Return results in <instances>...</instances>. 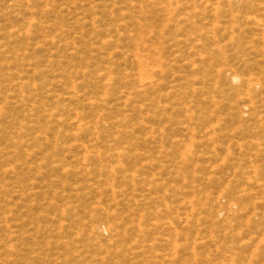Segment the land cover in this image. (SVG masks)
I'll use <instances>...</instances> for the list:
<instances>
[{
	"label": "rangeland",
	"instance_id": "obj_1",
	"mask_svg": "<svg viewBox=\"0 0 264 264\" xmlns=\"http://www.w3.org/2000/svg\"><path fill=\"white\" fill-rule=\"evenodd\" d=\"M205 1L0 0V264H264V0Z\"/></svg>",
	"mask_w": 264,
	"mask_h": 264
},
{
	"label": "bare ground",
	"instance_id": "obj_2",
	"mask_svg": "<svg viewBox=\"0 0 264 264\" xmlns=\"http://www.w3.org/2000/svg\"><path fill=\"white\" fill-rule=\"evenodd\" d=\"M140 1V0H139ZM143 1V0H142ZM155 1H157V5L156 4H153V5H155V6H159V7H161V9L165 12V14H167V16L169 17L170 15L171 16H174L176 13H179V11H180V9H179V7H175L176 9L175 10H173L174 8L172 7L173 5H176V6H179V4H180V2H182V0H155ZM184 1V0H183ZM190 1H193L192 3L193 4H196V0H190ZM207 1V0H206ZM206 1H205V3H206ZM217 1V3L216 2H214V4H210V3H212V2H210L209 0L207 1V2H210L209 4H210V6L211 5H213L212 6V11H213V15H211V17L212 16H217V18L219 17V16H221V15H223V14H228L229 16H232L233 15V12L230 10V11H225L224 10V8H223V6H222V4H223V2L225 1V0H216ZM227 3H228V6H231L232 5V2H231V0H227L226 1ZM230 2H231V4H230ZM133 3H135V2H133ZM145 3V2H144ZM188 3V2H187ZM191 3V4H192ZM132 4V3H131ZM136 4V3H135ZM197 4H199V3H197ZM196 4V6H198ZM201 4V3H200ZM199 4V5H200ZM151 5V4H150ZM152 5V6H153ZM182 5V4H181ZM200 6H202V5H200ZM137 7H139L140 8V6L138 5ZM171 7L173 8L172 9V11H173V13L174 14H172V13H170V11H169V9L168 8H170V10H171ZM195 7V6H194ZM196 8H198V7H196ZM195 8V9H196ZM137 9V8H136ZM150 9V8H149ZM194 9V8H193ZM198 9H200V7L198 8ZM201 9H204V7L203 8H201ZM138 10V9H137ZM143 10V8L141 9V11ZM146 10V9H145ZM189 10V9H188ZM204 10H206V9H204ZM203 10V11H204ZM128 11H131L132 12V10H131V8H130V10H128ZM140 11V12H141ZM150 11V10H149ZM202 11V10H201ZM209 11V10H208ZM138 12H139V10H138ZM162 12V11H161ZM211 12V11H210ZM143 13V12H142ZM186 12H184V14H185ZM194 13V12H193ZM212 13V12H211ZM138 14V13H137ZM183 14V15H184ZM190 14V13H189ZM200 14H202V12H200L199 13V15ZM131 15H133V14H131ZM135 15V14H134ZM178 15V14H177ZM186 15H188V12L186 13ZM198 15V16H199ZM205 15V14H204ZM166 15H165V17H167ZM178 16H180V15H178ZM201 16V15H200ZM181 17V16H180ZM187 17V16H186ZM205 17H207L208 18V16L207 15H205ZM131 18H132V16H131ZM134 18V17H133ZM171 18V17H170ZM169 19V18H168ZM167 19V20H168ZM177 20H178V18H176ZM189 19V18H188ZM205 19V18H204ZM122 20V19H121ZM170 20V19H169ZM217 19H215V21H216ZM139 21V20H138ZM175 21V20H174ZM174 21H172V22H174ZM212 21V20H211ZM188 22V21H187ZM194 22V21H193ZM192 22V23H193ZM217 23H218V21H217ZM216 22H215V24H217ZM137 24V23H136ZM173 24V23H172ZM175 24H177L176 26H179L178 28L180 29V23H178V21L175 23ZM195 24V23H194ZM213 24H214V22H213ZM214 24V25H215ZM164 25V24H163ZM212 25V24H211ZM175 26V27H176ZM193 28H195V27H193ZM192 28V29H193ZM197 29V28H196ZM238 80V77H234L233 78V81H237Z\"/></svg>",
	"mask_w": 264,
	"mask_h": 264
}]
</instances>
